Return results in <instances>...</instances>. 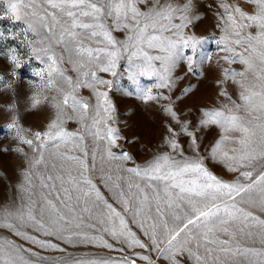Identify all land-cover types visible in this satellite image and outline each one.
Instances as JSON below:
<instances>
[{
  "label": "snow or ice",
  "instance_id": "1",
  "mask_svg": "<svg viewBox=\"0 0 264 264\" xmlns=\"http://www.w3.org/2000/svg\"><path fill=\"white\" fill-rule=\"evenodd\" d=\"M243 3L216 0L217 38L187 31L200 19L194 0H9L0 19L10 13L26 24L25 40L28 33L34 36L28 41L30 55L46 65L35 75L49 94L35 93L30 106L47 103L51 113L42 131H32L20 125L15 103L0 106L9 118L3 127L32 154L18 186L25 195L0 204V230L7 233L0 235V264H43L45 257L14 237L40 249H60L49 237L67 245L99 241L122 254L119 260L97 257L74 264H137L132 257L139 253L127 252L137 248L156 252L168 264H264V0ZM213 41L224 53L216 61V84L231 81L236 99L221 87L217 96L225 102L199 108L193 122L174 110L169 96L140 83L139 76H151L154 87L171 92L181 79L173 72L182 61L188 73L202 76L205 63H212L204 45ZM0 57L14 68L24 62L15 48H0ZM221 60L243 69L220 66ZM118 69L133 85L125 94L144 102L169 100L162 106L169 118L162 138L167 150L132 167L123 164L132 159L126 151H113L122 137L109 123L114 107L104 89H112L114 80L101 75L118 82ZM73 119L80 131L65 128ZM212 126L220 135L209 155L233 174L231 179L209 171L199 153L198 134ZM181 136L190 138L192 155H185ZM97 173L98 183L109 187L108 198L93 183ZM256 238L260 249L243 243ZM139 258L156 264L150 255Z\"/></svg>",
  "mask_w": 264,
  "mask_h": 264
},
{
  "label": "rangeland",
  "instance_id": "2",
  "mask_svg": "<svg viewBox=\"0 0 264 264\" xmlns=\"http://www.w3.org/2000/svg\"><path fill=\"white\" fill-rule=\"evenodd\" d=\"M8 2L9 0H0V16L5 15L4 10L7 8ZM229 2H233V0H229ZM237 2L241 4V7H245L243 0H237ZM215 4L216 0H194V8L200 14V19L194 21L193 26L187 31L195 33L197 37L215 36L218 38L220 31L215 27L214 12L217 10ZM209 5H212V7L209 8ZM26 27L24 22L14 21L10 13L8 14V18L0 19V48L4 50H8L9 48L17 49L21 54V60L24 61L20 68H14L4 57H0V77H3L0 80V106L15 103L20 125L32 131H42L51 113L50 105L42 103L37 108H31L30 105L31 97L35 93L39 92L41 98L49 94L47 90L40 87L42 83L41 77L35 75L36 72L45 69L46 65L40 59L35 58L34 55H30L31 49L28 47V41L34 40V36L28 33V40H25L23 33ZM204 50L212 54V63H205L203 75L188 73L187 62H178L173 72V78L178 76L181 79L177 81L176 86L171 92L168 89L154 87L156 84L154 77L147 75L138 77L142 85L153 88V94L163 93L165 96H169L174 110L182 118L193 122L199 116V108L219 106L220 103L225 102L223 98H218L217 96L221 87H224L228 94L233 99H236V87L232 85L231 81H228L224 85L216 84V80L220 78V67L216 64V61L224 53L219 51L214 41L207 42L204 45ZM185 52L186 54H191L188 49ZM65 66L67 67V65ZM220 66L225 68L231 67L236 71L243 69V65L239 63L229 64L223 60L220 61ZM118 72L122 73L118 82H116V78L107 73H102L101 75L105 79L114 80L112 89L109 90L106 86L104 89L108 91L109 98L114 107V111L111 113L112 121L109 123L119 131L122 137V139L117 141L119 147L113 148V151L118 153L126 151L132 159L123 162V164L125 167H132L136 164H142L143 161L149 159L154 151L167 150L162 143V138L165 134V124L169 118L163 111L162 106H167L169 100L161 99L158 102H144L135 95L130 96L125 94V90L132 91L133 85L123 69H118ZM69 74L72 73L69 72ZM189 85H194L195 87L186 96L177 99V97L181 96V91ZM87 91L84 90V94H87ZM8 122L9 118L5 115L4 108L0 107V204L11 202L13 197L18 198L21 195H25V193L19 191L18 186L22 180L24 170L28 166V159L32 155L27 145L21 144L18 140L14 139V131L9 133V130L3 127ZM65 128L69 131L77 132L81 130V125L75 119L67 120ZM198 135L200 137L198 141L200 144L199 153L205 157V166L220 178L231 179L233 174L227 172L222 163L209 155L210 146L219 137L220 130L212 126L203 129ZM179 142L185 150V155H192V151L189 148L190 138L181 136L179 137ZM86 143L91 146L93 143L92 138L87 137ZM17 148H22L23 152L16 151L15 149ZM5 149L8 150L5 151ZM45 155L47 156L48 153L46 152ZM112 167L114 168L115 165ZM99 179V173L95 174L93 176V183L97 185L102 194H105V198H108L109 187L98 183ZM109 202L114 203V206L119 210V206L113 200L110 199ZM125 218L130 219L127 216ZM130 226L143 240H147V237L143 235L136 225ZM6 234V230H0V235ZM34 234L40 236L38 233ZM90 234L100 235L103 233L93 232ZM14 238L18 243L24 244L26 248L31 246L33 251L45 257L43 264H74L76 260H89L96 259L97 257H112L119 260L122 255L119 251L102 248L99 241L92 245L77 243L67 245L62 241H57L55 237H49L48 239H51L54 243L60 244V249H63L62 251L60 249H40L36 245H29L27 241L19 237ZM105 239H109V242L114 243L116 248L120 247L119 244L111 241L106 235ZM243 243L245 246L257 249L262 247L259 238L245 240ZM133 251L139 253V256L150 255L156 261V264H168L163 257H158L156 252H149L148 249L137 248L127 250L129 254ZM139 256L132 258L137 260V264H147V262L140 260ZM250 258L253 260L258 259L254 256ZM34 259L38 258L34 257ZM188 264H192V262L189 261Z\"/></svg>",
  "mask_w": 264,
  "mask_h": 264
}]
</instances>
